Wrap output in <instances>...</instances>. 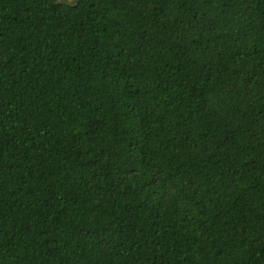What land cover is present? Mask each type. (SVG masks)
I'll return each mask as SVG.
<instances>
[{
    "label": "trees",
    "instance_id": "trees-1",
    "mask_svg": "<svg viewBox=\"0 0 264 264\" xmlns=\"http://www.w3.org/2000/svg\"><path fill=\"white\" fill-rule=\"evenodd\" d=\"M0 264H264V0H0Z\"/></svg>",
    "mask_w": 264,
    "mask_h": 264
},
{
    "label": "rangeland",
    "instance_id": "rangeland-1",
    "mask_svg": "<svg viewBox=\"0 0 264 264\" xmlns=\"http://www.w3.org/2000/svg\"><path fill=\"white\" fill-rule=\"evenodd\" d=\"M76 0H60L62 3L74 4Z\"/></svg>",
    "mask_w": 264,
    "mask_h": 264
}]
</instances>
